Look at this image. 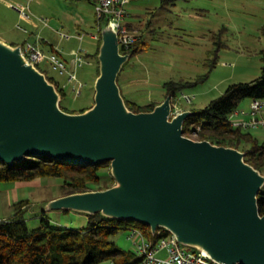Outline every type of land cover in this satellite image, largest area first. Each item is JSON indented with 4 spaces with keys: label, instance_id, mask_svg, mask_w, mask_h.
Segmentation results:
<instances>
[{
    "label": "water",
    "instance_id": "obj_1",
    "mask_svg": "<svg viewBox=\"0 0 264 264\" xmlns=\"http://www.w3.org/2000/svg\"><path fill=\"white\" fill-rule=\"evenodd\" d=\"M101 37L95 103L82 112L61 107L56 84L22 44L0 39V160H110L114 185L61 195L43 208L102 212L153 232L164 227L222 264H264V173L236 147L186 135L195 110L171 117L170 95L153 110L130 109L118 78L132 54L122 52L113 26L103 24Z\"/></svg>",
    "mask_w": 264,
    "mask_h": 264
},
{
    "label": "rangeland",
    "instance_id": "obj_2",
    "mask_svg": "<svg viewBox=\"0 0 264 264\" xmlns=\"http://www.w3.org/2000/svg\"><path fill=\"white\" fill-rule=\"evenodd\" d=\"M8 1L0 0V39L38 44L49 53L50 47L42 42L46 38L43 30L48 26L56 41L64 42L62 48L70 49L74 42L76 50L82 48L84 55V62L74 65L75 80L70 81L68 73L61 74L47 60L41 67L65 88L63 105L69 110L80 111L94 105L99 75L96 52L100 44L95 37L100 34L95 0H13V6ZM128 11L129 20L137 24L134 32L146 35L149 46L126 62L119 84L140 103L163 98L167 80L195 79L209 73L205 80L184 88L182 93L191 95L193 101H179L181 112L187 107L200 109L230 84L253 81L262 73L264 0H131ZM210 55L217 62L209 72ZM65 57L71 61L70 55ZM251 100L244 98L239 110H249ZM250 131L264 140V127ZM190 137L197 139L193 134ZM40 179L22 182V188L16 190L5 189L15 182H0V214L11 216L16 212V202L29 200L27 222L30 228L38 227L44 202L62 194L61 178ZM48 214L54 225L84 227L89 223L88 214L82 211L60 209L49 210ZM112 239L123 248L135 246L136 250L129 230H120ZM99 264L116 263L107 260Z\"/></svg>",
    "mask_w": 264,
    "mask_h": 264
},
{
    "label": "trees",
    "instance_id": "obj_3",
    "mask_svg": "<svg viewBox=\"0 0 264 264\" xmlns=\"http://www.w3.org/2000/svg\"><path fill=\"white\" fill-rule=\"evenodd\" d=\"M98 22L102 27L108 21L100 17ZM128 25L134 29L133 27L137 24L128 19ZM99 40L96 57H98L102 42L101 31ZM13 44L17 45V43ZM148 46L146 35L141 34L130 48L122 47V52L131 53L132 58L146 50ZM51 49V52H56L61 56L59 49L54 46ZM211 55L207 63L209 72L217 62V59H212ZM210 61L213 62L210 64ZM125 66L126 63L122 71ZM38 67L48 73L45 68L41 67V64ZM122 71L119 74V81ZM208 74L199 75L195 79L167 80L163 84L164 97L153 98L147 103H140L128 96L122 86L121 89L130 109L135 112L150 111L169 95L173 99V104L176 103V99L181 98L185 87L205 80ZM47 76L51 82L56 84L61 93L60 104L64 110L82 112L89 108L80 111L69 110L63 105L66 95L65 88L54 76L49 73ZM248 97L264 98V65L262 73L255 80L230 84L219 97L213 99L204 108H191L195 110V113L185 120L184 130L188 136L194 135L196 131L197 139H207L218 145L236 147L244 151L246 161L264 173V140L260 141L250 130L234 126L229 118L241 101ZM43 177L61 178V195L107 189L116 182L112 175L110 160L95 165L68 162L47 155L27 156L23 161H15L13 164L0 160V182L31 181ZM30 202L19 200L15 205V214L8 218H0V264H99L107 260L116 264H142L143 256L137 250L119 246L112 236L120 230L130 232L133 229H139L147 240L157 245L161 238L172 233L164 227H159L153 232L151 226L145 223L110 217L102 212L87 213L89 223L84 227L54 225L48 211L43 208L45 203L42 205L40 225L30 228L25 214ZM259 208L263 214V189L259 194Z\"/></svg>",
    "mask_w": 264,
    "mask_h": 264
},
{
    "label": "built area",
    "instance_id": "obj_4",
    "mask_svg": "<svg viewBox=\"0 0 264 264\" xmlns=\"http://www.w3.org/2000/svg\"><path fill=\"white\" fill-rule=\"evenodd\" d=\"M130 2L131 0H95V8L99 18H106L107 24L114 27L119 36L121 49L122 47L130 48L138 39V34L128 25L130 16L128 5ZM99 29L101 31V27ZM95 37L100 38V34ZM22 46V51L29 62L38 66L44 60H47L61 74L68 73L70 81L77 78L75 69H71L58 53H47L38 44L31 42L24 43ZM74 54V65L77 67V64L81 65L84 62L82 48L76 50ZM181 98L188 102L193 101V97L185 93L181 95ZM181 98L177 99L176 103L173 104L171 117L181 112L179 106ZM229 118L234 126L244 130L264 127V98H252L249 110L236 108ZM196 134L197 132L194 131V135ZM136 236L141 239L138 252L143 256L142 264H222L211 258L203 249L189 248L190 246L183 244L174 233L161 238L157 245H153L147 240L139 229H133L129 232L130 238ZM162 250H166V256L158 254Z\"/></svg>",
    "mask_w": 264,
    "mask_h": 264
},
{
    "label": "crops",
    "instance_id": "obj_5",
    "mask_svg": "<svg viewBox=\"0 0 264 264\" xmlns=\"http://www.w3.org/2000/svg\"><path fill=\"white\" fill-rule=\"evenodd\" d=\"M12 3H13V0H9L8 2H7V4L8 5H12ZM13 6V5H12ZM20 6V5H19ZM15 7V6H14ZM21 7V6H20ZM23 8V7H22ZM130 17V16H129ZM48 28V26H46V28H44V30L43 31H45L46 30V32H44L43 34L46 36V38L44 37L43 38V44H46L48 47H50L49 48V50H47L48 52H51L52 51V49H51V47L52 46H54V47H56L57 49H59L60 50V52H61V57L64 59V60H66V62H67V64L69 65V67L71 68V69H73L74 68V59H75V54H74V52L76 51V44H73V43H70V49H68V48H62V45H63V43L64 42H57L56 41V37H55V35H54V33H53V30L52 29H47ZM7 41V40H6ZM9 43H11V44H13V43H17V45L18 44H21V42H19V41H17V40H11V41H8ZM14 45V44H13ZM43 48H44V46H43ZM64 49V50H63ZM66 55H70L72 58H71V61H68V59L65 57ZM69 62V63H68ZM187 109H191V108H189V107H187ZM41 179L40 178H36V179H34V180H31V181H34V182H38V181H40ZM22 182H26V181H16L13 185H8L7 187H5V189H7V190H9V188H12V189H14V190H16V189H20V188H22ZM27 182H30V181H27ZM58 196H61V195H58ZM58 196H53L52 198H50L49 200H51V199H53V198H56V197H58ZM16 197V196H15ZM13 200V199H12ZM49 200H46V201H49ZM46 201L44 202V203H46ZM0 207H1V202H0ZM8 217H10V216H3L2 214H0V218H8ZM132 240L134 241V244L136 245V250L138 251V248H139V243H140V241H141V239H140V237H138V236H136V237H134V238H132ZM132 249H134L135 250V246L134 247H132ZM160 256H166V254H167V252H166V250H162V251H160L159 253H158Z\"/></svg>",
    "mask_w": 264,
    "mask_h": 264
}]
</instances>
